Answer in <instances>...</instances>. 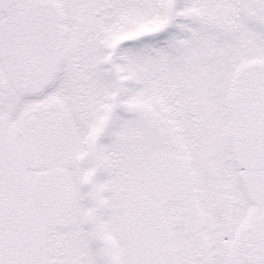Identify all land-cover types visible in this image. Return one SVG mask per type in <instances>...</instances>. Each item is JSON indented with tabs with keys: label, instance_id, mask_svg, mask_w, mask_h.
<instances>
[{
	"label": "snow or ice",
	"instance_id": "snow-or-ice-1",
	"mask_svg": "<svg viewBox=\"0 0 264 264\" xmlns=\"http://www.w3.org/2000/svg\"><path fill=\"white\" fill-rule=\"evenodd\" d=\"M0 264H264V0H0Z\"/></svg>",
	"mask_w": 264,
	"mask_h": 264
}]
</instances>
